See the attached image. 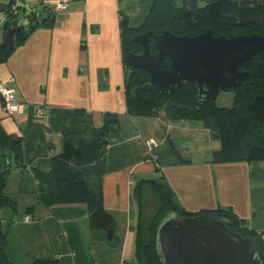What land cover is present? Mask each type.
Wrapping results in <instances>:
<instances>
[{
    "label": "crops",
    "instance_id": "crops-1",
    "mask_svg": "<svg viewBox=\"0 0 264 264\" xmlns=\"http://www.w3.org/2000/svg\"><path fill=\"white\" fill-rule=\"evenodd\" d=\"M8 2L0 0V14ZM148 7L143 0L72 1L66 11L55 13L52 27L36 29L0 64V81L15 78L17 100L23 104L20 112L9 115L0 102V125L21 137L25 148L24 165L12 161L6 188L17 213L0 209L1 220L13 219L7 229L6 264H138L134 228L140 220L151 224L160 201L150 185L143 186L139 198L135 188L161 176L187 212L232 208L247 227L263 232L264 242V162L213 163L212 152L220 142L202 123L128 111L130 68L121 14L137 26ZM4 37L1 25L0 42ZM38 106L45 119L36 117ZM107 113L119 116L101 181L105 208L117 221L112 240L105 231H93L86 204L55 203L50 188L53 159L62 152L65 136L90 139ZM149 139L157 145L152 150ZM154 200L156 209L147 218Z\"/></svg>",
    "mask_w": 264,
    "mask_h": 264
},
{
    "label": "trees",
    "instance_id": "trees-1",
    "mask_svg": "<svg viewBox=\"0 0 264 264\" xmlns=\"http://www.w3.org/2000/svg\"><path fill=\"white\" fill-rule=\"evenodd\" d=\"M149 2L146 18L137 26L121 14V37L124 56L128 52H142L133 37L146 31L162 34L170 30L179 36H197L211 29L214 36L264 35V0H143ZM8 6L3 11H6ZM47 14L41 15L29 27L16 28L5 47L0 42V64L5 63L14 51L40 27L54 25L55 12L45 5ZM24 13V10H23ZM18 19V18H15ZM11 19L4 25V36ZM126 61V60H125ZM128 65V64H127ZM129 66V65H128ZM130 68L126 85L128 111L134 116L154 117L164 113L170 120L197 121L209 129L220 148L212 152L213 163L264 162V51L246 61L240 69L248 71L243 85L233 88L232 107H221L215 100L201 106L196 85L184 83L170 96H164L150 81L149 74L141 69ZM221 92V91H220ZM119 116L107 113L103 125L95 128L90 139L65 136L62 152L54 157L50 173L54 202L58 204L84 203L89 209L93 231L115 230L117 221L104 204L102 177L106 173V152L110 139L118 130ZM25 162V148L21 137L7 133L0 125V209L17 213V203L6 188L12 168ZM145 184L159 195L160 206L149 226L142 220L135 230V259L138 264H162L156 248L157 230L162 219L170 213L185 217L210 214L225 218L229 227L243 237L255 238L260 246L264 264L263 232L247 227L229 207L216 210L187 212L177 201L175 192L163 176L159 180L140 181L135 188L137 198ZM13 219H0V264H6L7 229ZM33 264H50L37 260Z\"/></svg>",
    "mask_w": 264,
    "mask_h": 264
},
{
    "label": "water",
    "instance_id": "water-1",
    "mask_svg": "<svg viewBox=\"0 0 264 264\" xmlns=\"http://www.w3.org/2000/svg\"><path fill=\"white\" fill-rule=\"evenodd\" d=\"M24 13L7 28L3 45L16 28H25L40 18V11L22 3ZM141 53L128 52L125 60L134 69L146 71L157 91L170 96L184 83L196 85L201 106L217 99L220 91L243 85L248 71L240 67L264 51V35L228 38L214 36L211 29L197 36H179L170 30L146 31L133 37ZM114 230L107 232L112 240ZM156 248L162 264H263L258 241L243 237L225 218L200 214L185 217L170 213L160 222Z\"/></svg>",
    "mask_w": 264,
    "mask_h": 264
},
{
    "label": "built area",
    "instance_id": "built-area-1",
    "mask_svg": "<svg viewBox=\"0 0 264 264\" xmlns=\"http://www.w3.org/2000/svg\"><path fill=\"white\" fill-rule=\"evenodd\" d=\"M26 1L27 0H9L8 9L0 14V26L5 25L10 18L14 19L21 17V12H23L21 5ZM72 1L76 0H42L44 5L50 7L55 13L66 11ZM14 84L15 78H11L8 81H0V102L5 112L9 115L20 112L23 107V104L17 100ZM35 115L39 119L46 118L45 111L40 106L36 108ZM146 144L151 150L157 146L153 139L147 140Z\"/></svg>",
    "mask_w": 264,
    "mask_h": 264
},
{
    "label": "rangeland",
    "instance_id": "rangeland-1",
    "mask_svg": "<svg viewBox=\"0 0 264 264\" xmlns=\"http://www.w3.org/2000/svg\"><path fill=\"white\" fill-rule=\"evenodd\" d=\"M27 3L31 4V7L33 9L39 10L41 12V15L45 16L47 14L48 11H46L45 9V5L42 2V0H27ZM23 15V12H21V16ZM12 18H10L9 20H11ZM14 20H16L14 18ZM134 21V20H133ZM131 22V23H135V22ZM234 98H235V94L233 92V90H226V91H221L216 99V103L221 106V107H227L230 108L233 106L234 104ZM160 176V174L158 175ZM157 206V202L154 200V202L152 201V203H149V206H147L146 209V217L148 218L149 216L153 215L155 209Z\"/></svg>",
    "mask_w": 264,
    "mask_h": 264
}]
</instances>
